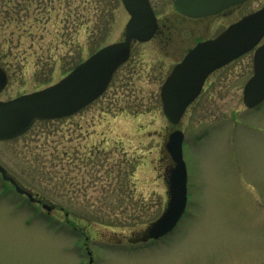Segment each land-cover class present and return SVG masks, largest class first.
<instances>
[{"label": "rangeland", "instance_id": "1", "mask_svg": "<svg viewBox=\"0 0 264 264\" xmlns=\"http://www.w3.org/2000/svg\"><path fill=\"white\" fill-rule=\"evenodd\" d=\"M128 18L120 0H0V100L57 82L122 40ZM149 46L83 108L0 140V165L38 201L0 177V264H264V101L248 109L241 88L251 56L214 73L171 124L159 97L170 65L159 70ZM176 129L185 212L168 234L141 242L167 205L165 143Z\"/></svg>", "mask_w": 264, "mask_h": 264}, {"label": "water", "instance_id": "2", "mask_svg": "<svg viewBox=\"0 0 264 264\" xmlns=\"http://www.w3.org/2000/svg\"><path fill=\"white\" fill-rule=\"evenodd\" d=\"M129 14L122 40L91 53L59 81L42 89L0 100V140L14 138L37 119L70 115L96 99L105 90L112 74L124 63L133 41L149 40L156 20L147 0H121ZM178 11L189 16L213 14L220 10L214 0H176ZM264 34V7L229 25L215 38L198 43L176 64L160 89L162 111L171 124H177L187 106L200 92L206 77L252 49ZM254 73L243 88V102L253 107L264 99V44L254 52ZM7 81L0 67V92ZM183 132L169 133L165 143L173 166L167 171L168 201L165 210L150 223L141 240L157 239L169 233L182 217L187 204V170L182 150ZM0 177L31 202L33 194L21 187L0 165ZM50 210L53 206L43 204Z\"/></svg>", "mask_w": 264, "mask_h": 264}, {"label": "flooded vegetation", "instance_id": "3", "mask_svg": "<svg viewBox=\"0 0 264 264\" xmlns=\"http://www.w3.org/2000/svg\"><path fill=\"white\" fill-rule=\"evenodd\" d=\"M147 1L149 3L150 8L152 9V12L156 20V29L154 31V34L147 41L136 40L131 42L129 57L123 64H121L117 68V70H119V68H121L127 62H130V60L132 61L133 53L136 50L137 46L148 43L150 44L149 47L154 52L157 51V57L155 56L154 62L156 66L159 67V70L164 69L165 67L167 68L168 65H170L169 71L165 75L162 83L165 81L166 77L170 74L174 66L179 62H181L183 58L186 56V54L192 48H194L198 43L215 38L229 25L241 20L243 17L257 10H260L261 8L264 7V4H262L258 8L246 12L247 6L250 4L251 0H214L216 6L220 8L219 11L213 14H206L202 16H189L176 9L175 7L176 0H147ZM167 7H170L171 10L173 11V14H175L173 15V18L171 12L169 13L168 11L166 13L161 12L163 10H166ZM220 19H229V20H224L227 21L226 24L223 23L222 20V23L220 24H225V25L222 26V28L219 31L212 32L216 29L219 23L218 20ZM192 41L194 42V44H191ZM261 44H264V34L260 38L259 42L251 50L242 54L236 59L228 62L227 64L221 66L220 68H217L214 71H212L206 77L200 92L194 98V100L188 105V107L202 95V93L204 92V90L206 89L209 83H212L216 80L214 79V81L210 82V77L214 75V73L224 69L225 67L229 66L236 60L242 58L243 56L250 55L251 63L249 67V73L246 76H241L243 78L242 87H241L242 102H243V88L246 82L248 81V79L252 76L254 72V61H253L254 52L256 48ZM116 71L114 72V74L116 73ZM114 74L112 75L108 85L110 84ZM159 97H160V91H159ZM206 98H208V100L210 99L209 96H206ZM260 103H258L256 106H258ZM150 240L151 239L145 241L142 240L141 242H148Z\"/></svg>", "mask_w": 264, "mask_h": 264}]
</instances>
